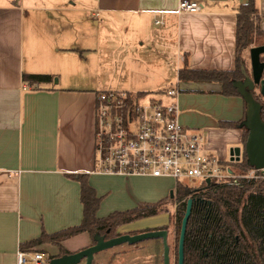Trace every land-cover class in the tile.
<instances>
[{
	"label": "crops",
	"instance_id": "1",
	"mask_svg": "<svg viewBox=\"0 0 264 264\" xmlns=\"http://www.w3.org/2000/svg\"><path fill=\"white\" fill-rule=\"evenodd\" d=\"M190 1L202 11L177 14L180 0H0V264H17L18 250L58 252L21 246L81 224V186L67 175L86 176L97 219L134 209L109 211L115 193L132 191L128 183L137 176L92 173L98 92L174 88L177 96L164 101L212 154L228 162L232 148L242 149V130L220 123L240 121L243 100L220 95L219 83L180 82L177 75L184 61L193 71L234 70L236 15L248 0ZM255 10L264 32V0H255ZM24 75L55 80L30 86ZM155 190L157 202L171 197L172 188ZM80 236L89 238L72 237L63 249Z\"/></svg>",
	"mask_w": 264,
	"mask_h": 264
},
{
	"label": "trees",
	"instance_id": "2",
	"mask_svg": "<svg viewBox=\"0 0 264 264\" xmlns=\"http://www.w3.org/2000/svg\"><path fill=\"white\" fill-rule=\"evenodd\" d=\"M255 0H248L240 5L236 15L235 28V68L232 71H193L188 69L187 62L178 71L180 82L219 83L222 86L220 95L240 97L234 88L236 81L244 79L247 73L242 53L248 49L257 37H264L255 17ZM54 80L48 75H24L23 81L30 86L50 83ZM145 94V93H137ZM254 100L261 105L260 118L264 122V105L259 96L251 92ZM261 96V95H260ZM262 97V96H261ZM244 103V102H243ZM245 118L234 123H220L223 127L240 129L243 132L242 145L245 144L247 131L242 126ZM236 172L245 174L253 169L242 154L240 163L235 164ZM81 186L80 202L83 206V219L80 225L45 235L21 246V249L42 244L56 246L60 257L70 254L61 243L72 237L87 233L94 242L97 235L106 239L119 236L116 230L141 219L158 215L165 204L173 203V198H165L153 205H144L125 212H114L109 216L97 219L98 210L95 191L87 185L85 175H67ZM192 190L178 188L174 202H180L191 196ZM210 204H193L187 222L183 248V264H264V179L240 183L238 186H217L209 195ZM185 204H181L177 214V228L181 224ZM55 258L51 257L50 259Z\"/></svg>",
	"mask_w": 264,
	"mask_h": 264
},
{
	"label": "built area",
	"instance_id": "3",
	"mask_svg": "<svg viewBox=\"0 0 264 264\" xmlns=\"http://www.w3.org/2000/svg\"><path fill=\"white\" fill-rule=\"evenodd\" d=\"M202 6L180 0L177 14L200 13ZM162 24V20H155ZM174 88L158 94L102 91L94 102V168L106 176L149 177L173 182L178 188L194 189L205 184L238 186L264 179V169L239 174L205 146L203 135L183 126L175 104L165 103L177 96ZM242 156V154H241ZM241 158L239 160L240 163ZM198 184H190V181ZM17 264H48L41 252L18 250Z\"/></svg>",
	"mask_w": 264,
	"mask_h": 264
},
{
	"label": "rangeland",
	"instance_id": "4",
	"mask_svg": "<svg viewBox=\"0 0 264 264\" xmlns=\"http://www.w3.org/2000/svg\"><path fill=\"white\" fill-rule=\"evenodd\" d=\"M260 45H264V37H257L253 42V44L242 53V58L244 59L246 70L249 76H251L249 49ZM261 61L264 62V55L261 56ZM262 79L264 80V73ZM259 90H260L259 86H255L254 94L256 96H259L260 102L264 105V99L260 96ZM168 101L169 100H165L164 102L171 103ZM210 104H212V102H210L208 105ZM218 107L220 108V105H218ZM188 128L193 129L191 127ZM228 162H230L229 166L233 170H235L236 169L235 164H237L238 161L234 162L233 160H230ZM151 180L153 179L144 178V177H138L130 180L128 184L130 187L133 188L132 191H126L125 189H121L120 191L116 192L115 196L112 197L113 205H111L109 211L110 210H112V212L113 210L124 211L127 209L135 208L136 205H137L136 207H140L139 203H141L142 205L156 204L158 201V197H156L157 193L155 189H162L167 191L168 189L170 190V188H172L174 185L173 182L171 181L157 182ZM119 183H121V185L119 186H122L123 182H119ZM190 184H198V183L197 181L193 180L190 181ZM130 197L133 200L129 201L127 207H123L124 205L123 202H125L126 199ZM174 199H173V203L170 202L168 204H165V206L163 207V211L160 212V214H158L157 216L135 221L134 222L135 224L129 226L128 228L117 229L116 233L120 236L125 234L136 235L143 232H149L154 230H166L168 232L167 243L170 249V253H169L170 264H176L175 252H176L178 233H175L174 231L175 230ZM74 239L75 240H72L67 247L70 250L68 251L70 254L86 249L87 247H90L95 243L90 237L88 238V240H86V236L85 237L80 236ZM162 252L163 249H162L161 240L159 239L145 240L135 245L124 244L106 250L104 252H101V254H99L95 258L93 264H162ZM42 253H44L49 258H51L52 256L59 255V251L58 252L42 251ZM26 264H31V263L28 262ZM80 264H84V261L81 262Z\"/></svg>",
	"mask_w": 264,
	"mask_h": 264
},
{
	"label": "water",
	"instance_id": "5",
	"mask_svg": "<svg viewBox=\"0 0 264 264\" xmlns=\"http://www.w3.org/2000/svg\"><path fill=\"white\" fill-rule=\"evenodd\" d=\"M264 55V45L249 49V61L251 76L244 73V79L234 82L233 86L240 94L245 103V118L242 126L247 131L245 144L241 148L230 150V160L239 161L241 154H245L248 164L256 170L264 169V122L260 118L261 105L256 102L251 94L255 86H259L260 95L264 99V62L261 56ZM173 195L171 194V197ZM191 201L187 202L186 212L181 222V229L178 239V262L183 264V245L187 221L190 216ZM168 232L166 230H154L136 235H120L115 238L105 240L104 236L94 237V244L76 253L65 254L49 260L48 264H79L82 260L85 264H92L94 256L100 252L121 246L124 244L135 245L145 240H161L162 243V264H170V249L167 243Z\"/></svg>",
	"mask_w": 264,
	"mask_h": 264
},
{
	"label": "flooded vegetation",
	"instance_id": "6",
	"mask_svg": "<svg viewBox=\"0 0 264 264\" xmlns=\"http://www.w3.org/2000/svg\"><path fill=\"white\" fill-rule=\"evenodd\" d=\"M217 186H220V185H215V184H205V185H203V186H201V187H198V188H194V189H191L193 192H192V194H191V196H189V197H187L186 199H184V200H182V201H180V202H176L175 201V207H174V216H175V233H178V235H177V244H176V252H175V256H176V264H177V262H178V239H179V234H180V229H181V224L179 225V228H177V214H178V212H179V208L181 207V204H185V209H184V211L182 212V210L180 211L181 213H183V216H184V214H185V212H186V207H187V202L188 201H191V209H192V206H193V204H195V203H197V202H200L201 204H210V200H209V195H210V193H211V191H213V189H215V187H217ZM221 186H223V185H221ZM229 186V185H228ZM190 214H191V211H190ZM190 217V216H189ZM182 219H183V217H182ZM181 222H182V220H181ZM188 222V221H187ZM186 228H187V226H186ZM185 234H186V231H185ZM100 236H104L105 237V235H100ZM185 239V238H184ZM105 240H108V239H106V237H105ZM160 240V239H159ZM183 248H184V245H183ZM79 252V251H78ZM104 252V251H103ZM99 254H101V252L100 253H98V254H96L95 256H94V260H95V257L96 256H98ZM94 260H93V262H94ZM84 260H82L81 262H83ZM80 262V263H81ZM79 263V264H80ZM84 264H85V261H84ZM93 264V263H92Z\"/></svg>",
	"mask_w": 264,
	"mask_h": 264
}]
</instances>
